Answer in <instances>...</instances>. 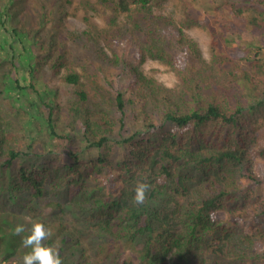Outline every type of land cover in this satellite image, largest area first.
I'll return each mask as SVG.
<instances>
[{
	"label": "trees",
	"instance_id": "trees-1",
	"mask_svg": "<svg viewBox=\"0 0 264 264\" xmlns=\"http://www.w3.org/2000/svg\"><path fill=\"white\" fill-rule=\"evenodd\" d=\"M155 1L98 0L111 9L110 29L86 16L88 27L79 32L68 26L73 0H0V170L19 163L18 182L3 187L2 201L8 196L15 206L1 215L0 234L12 244L5 253L20 251L4 256L7 261L23 264L30 249L21 239L42 222L62 264H264L255 248L264 244L263 234L240 233L233 221L242 213L234 214L241 191L264 201L253 189L263 183L256 169L264 158V59L240 57L255 63L244 72L235 61L240 54L198 63L194 44L175 21L155 13L164 8ZM185 1L194 8L199 0ZM213 1L212 16L228 11L264 29V0ZM79 6L86 13L91 1ZM172 26L177 39L168 36ZM224 26L226 40H238L241 25L225 20ZM125 40L137 48L135 61L117 53ZM177 45L185 57L191 52L183 67L174 56ZM68 46L90 55L81 71L67 58ZM106 46L113 47L112 58ZM148 60L170 65L177 85L165 86L158 70H143ZM109 67L124 70L128 98L122 89H104V83L116 86ZM58 78L72 89L70 109L79 123L75 115L64 117L67 100L51 87ZM142 123L147 130L139 129ZM60 145L62 155L55 153ZM243 178L254 186L242 187ZM138 181L151 185L139 205ZM248 207L245 202L246 213ZM47 208L52 212L45 215ZM17 224L26 228L20 236Z\"/></svg>",
	"mask_w": 264,
	"mask_h": 264
},
{
	"label": "rangeland",
	"instance_id": "rangeland-1",
	"mask_svg": "<svg viewBox=\"0 0 264 264\" xmlns=\"http://www.w3.org/2000/svg\"><path fill=\"white\" fill-rule=\"evenodd\" d=\"M81 1L84 0H73V7L71 8V17L68 21V26L73 31H83L88 27V24L85 22V17L89 16V21L93 24H97L101 28H105L107 30L110 29V19H111V9L103 8L102 6L96 5L98 0H89L91 1V7L88 12H82L79 11V4ZM156 3L164 7L162 10L159 8H154V11L156 14L162 15L163 17L170 18L172 21H175V23L181 27L185 34L187 41L194 44L193 46V54L196 57H199V59H196V61L199 63L200 60L207 65L211 62L213 59V56L216 55H222L225 56L227 59L233 58L235 59L234 55L240 54L238 58H236V62L238 65V69L241 72H244L245 70H252L254 62L247 61L246 59H242L240 57H258L259 59H264V29L259 30L257 28H252L248 24V20L246 18H236L231 12H227V14H224V16H221V14L217 16H212L211 9L214 7L212 5L213 0H199L198 5L194 8H188L186 7L187 3L185 0H156ZM28 4H33V2H30ZM99 4V2H98ZM155 4V3H154ZM92 6L98 7L100 9L99 12L95 11ZM138 6L137 4H134L133 7ZM199 9V10H197ZM210 12V13H209ZM90 13V14H88ZM193 18V19H192ZM192 19V20H191ZM228 21V23H232L233 26L235 23H239L241 26H238L239 31L236 32L237 39L229 38L226 40V37L228 34V29L224 26L225 20ZM219 20H223V22H218ZM248 24V25H247ZM177 28L175 26H172L170 28V36L172 39H177V36L175 34L174 29ZM250 43H252V46H250ZM261 46V47H260ZM259 47V48H258ZM117 53L121 58H126L127 60H136V54H137V48L133 49V46L129 40H125L122 42H119L116 45ZM197 48V50H195ZM106 49L108 50L106 53L109 55L110 58L113 57V47L109 49L106 46ZM61 50V47H60ZM76 51V52H75ZM81 54L84 52L83 50L79 49H73L71 47L66 48V54L67 58L74 59L75 63H73L77 69H81V67L87 62L89 63L91 61L89 54ZM175 57H179L181 66H185V64L188 63L187 59H189L192 56H189L191 52L187 53V57L184 56V52L182 49V45L175 46ZM72 55L75 57L73 58ZM108 60V59H107ZM136 64H139V62H135ZM112 64L113 61H112ZM228 66V65H227ZM220 67L224 69L226 65L223 63H218L216 66L217 70L220 71ZM110 68V71L112 72L113 76L110 77L111 80L114 81L115 89L110 86L107 83H104V89L107 91H110V94L116 93L117 89H122V93L125 95L126 98H128L131 88L127 85L129 82L126 75L122 76L120 75L124 70L121 68ZM143 70H145L148 73H154L153 71L158 70L159 72L156 74V76L165 84L167 87H175L178 83L177 76L175 74V71L170 65H166L165 63L159 61V60H148L142 65ZM81 71V70H80ZM51 87H58L61 89L62 96L64 100H67V106L65 109L64 117L70 118L72 115H75L76 120L78 119V116L76 115L74 109L71 108L72 100L74 98L71 97V90H67L66 86L63 84V81L61 78L54 79L51 81ZM70 101V103H69ZM89 107L93 106V98H90L89 101ZM79 123V120H77ZM159 123V121H156ZM79 128L78 124H76ZM139 129L147 130V125L145 123L140 124ZM117 131V128H116ZM131 133L129 130L126 132ZM37 137V135H35ZM56 141V140H55ZM55 145L58 146V142L56 141ZM41 147V146H40ZM60 149L57 150V147L55 149V153H59L62 155V146H59ZM94 156L98 155V150H95L93 152ZM86 154L84 155V157ZM29 167V166H28ZM19 171V163H16L12 168H4L0 170V222L2 220V212H10L15 209V206L10 202L7 201L8 196L5 197V203L2 201V196L5 195V192L7 190L3 187H7L10 185V181L12 182L17 181V173ZM256 171L260 173V179L262 184L257 185V188H253L255 191H258V193L262 196H264V158L259 156L257 158V169ZM18 182V181H17ZM242 187H251L254 186L253 182H251L248 178L242 179ZM192 197V196H191ZM194 197V195H193ZM239 200L234 208V214L236 212L241 211L242 213H238L235 215L233 221H236L238 226L240 227V233L242 231L247 232L251 228L253 230L257 229L258 227L264 226V216L259 214L260 210L263 211L262 203L264 201L255 199L252 196L251 190L250 191H241V194L239 195ZM262 201V202H261ZM247 202L250 207H248V212L246 213L244 208V203ZM190 203V199L186 198L182 201V204L188 206ZM260 203V204H259ZM3 207V208H1ZM52 212L51 208L45 209V215H48ZM182 212V210H181ZM255 214V215H254ZM177 215V214H176ZM175 215V216H176ZM221 218L223 217H229L228 213H220ZM12 220V218H10ZM223 220H230V218H223ZM183 222L182 218H179L176 216V223L179 226H182L180 223ZM1 236V234H0ZM11 242L5 239L3 236H1L0 241V253L3 254L0 255V263L2 264H13L14 261H7L4 256H11L13 255L14 251H17L19 254V249L17 247V250L11 249L8 252L5 253L6 248L11 247ZM21 247V246H20ZM256 251L260 254L264 253V244L258 243L256 245ZM18 254L15 257L17 258ZM130 256H133L130 253H127ZM113 260L115 258L111 257ZM127 258V257H126ZM6 260V261H5ZM15 264V263H14ZM138 264V261L136 262Z\"/></svg>",
	"mask_w": 264,
	"mask_h": 264
},
{
	"label": "clouds",
	"instance_id": "clouds-1",
	"mask_svg": "<svg viewBox=\"0 0 264 264\" xmlns=\"http://www.w3.org/2000/svg\"><path fill=\"white\" fill-rule=\"evenodd\" d=\"M71 16L72 15H70V17ZM150 190L151 185L149 183L138 181L135 187L134 202L138 205L143 204L147 200V193ZM259 214L262 215V217L264 216L261 210ZM230 226H233V224ZM233 227L235 228V226ZM25 231L26 228L23 224H17L15 226V235L20 236ZM246 233L254 235V238L257 233H261L264 237V226L258 227L255 230L251 228ZM51 235V229L47 228L44 223L35 222L32 224L30 234L23 236L21 239L22 248L30 249V251L25 252L22 257L23 264H62V259L56 246H50L46 243Z\"/></svg>",
	"mask_w": 264,
	"mask_h": 264
}]
</instances>
